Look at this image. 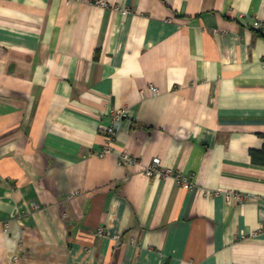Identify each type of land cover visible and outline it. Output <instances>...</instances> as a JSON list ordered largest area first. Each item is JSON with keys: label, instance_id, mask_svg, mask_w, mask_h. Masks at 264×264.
<instances>
[{"label": "crops", "instance_id": "crops-1", "mask_svg": "<svg viewBox=\"0 0 264 264\" xmlns=\"http://www.w3.org/2000/svg\"><path fill=\"white\" fill-rule=\"evenodd\" d=\"M96 1L0 0V264H264V0Z\"/></svg>", "mask_w": 264, "mask_h": 264}, {"label": "built area", "instance_id": "built-area-1", "mask_svg": "<svg viewBox=\"0 0 264 264\" xmlns=\"http://www.w3.org/2000/svg\"><path fill=\"white\" fill-rule=\"evenodd\" d=\"M100 5H105V0H97L96 1ZM150 91L154 95L159 94V89L155 86L150 87ZM126 116V111H120L113 115L111 125L106 129V136L108 140V144L106 145V148L104 150L105 154H111L114 149V144L116 142L117 134L122 128V121ZM117 161L119 165H125V166H134L139 163L138 159L135 158L132 154L129 152H122L117 153ZM167 173H170L168 171ZM164 174L162 171V163L161 159L159 157H155L151 164L145 169V176L147 177H154L156 175ZM166 174V173H165ZM178 183L185 189H190L192 187V183L184 176L177 175L176 176ZM233 199L242 200V195L239 193V191L229 190L227 191V201H231ZM117 242L121 241L120 236H116L114 238Z\"/></svg>", "mask_w": 264, "mask_h": 264}, {"label": "trees", "instance_id": "trees-1", "mask_svg": "<svg viewBox=\"0 0 264 264\" xmlns=\"http://www.w3.org/2000/svg\"><path fill=\"white\" fill-rule=\"evenodd\" d=\"M251 157L255 164L264 165V150L259 151H251Z\"/></svg>", "mask_w": 264, "mask_h": 264}]
</instances>
